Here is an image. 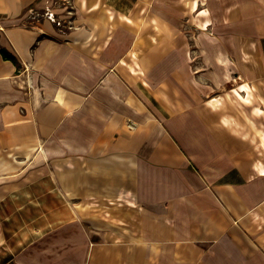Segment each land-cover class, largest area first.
<instances>
[{
  "label": "crops",
  "instance_id": "crops-1",
  "mask_svg": "<svg viewBox=\"0 0 264 264\" xmlns=\"http://www.w3.org/2000/svg\"><path fill=\"white\" fill-rule=\"evenodd\" d=\"M218 7L195 71L163 0H0V220L41 189L85 264H264V0Z\"/></svg>",
  "mask_w": 264,
  "mask_h": 264
},
{
  "label": "rangeland",
  "instance_id": "rangeland-1",
  "mask_svg": "<svg viewBox=\"0 0 264 264\" xmlns=\"http://www.w3.org/2000/svg\"><path fill=\"white\" fill-rule=\"evenodd\" d=\"M197 1L163 0V16L177 24V28L173 27V30L181 37L182 44L179 50L188 54L191 68L195 71H199L198 67L202 64L200 51L207 42L206 35H217L219 25L218 0H211L210 10L204 11L197 10L203 5L198 6ZM67 6L68 9L65 8L63 15H50L52 23L58 28H70L69 2ZM34 16V20H41L43 17L37 13ZM209 23L211 26H208ZM205 46L209 50L208 43ZM131 126L133 127V124ZM23 194V190L19 189L18 195ZM40 199L41 189H36L34 203L3 204V217L0 220L3 235L0 244V264H85V255L82 252L60 253V244L62 241L65 242L67 236L59 235L58 225L53 222L50 224L43 218L49 204L38 201ZM14 206L18 207L17 211L13 210ZM65 231L74 232V229L67 228Z\"/></svg>",
  "mask_w": 264,
  "mask_h": 264
},
{
  "label": "trees",
  "instance_id": "trees-1",
  "mask_svg": "<svg viewBox=\"0 0 264 264\" xmlns=\"http://www.w3.org/2000/svg\"><path fill=\"white\" fill-rule=\"evenodd\" d=\"M0 55L4 58V59H10L12 61H15L14 56L9 53L4 47L0 46Z\"/></svg>",
  "mask_w": 264,
  "mask_h": 264
},
{
  "label": "built area",
  "instance_id": "built-area-1",
  "mask_svg": "<svg viewBox=\"0 0 264 264\" xmlns=\"http://www.w3.org/2000/svg\"><path fill=\"white\" fill-rule=\"evenodd\" d=\"M50 15H51V13H50Z\"/></svg>",
  "mask_w": 264,
  "mask_h": 264
}]
</instances>
